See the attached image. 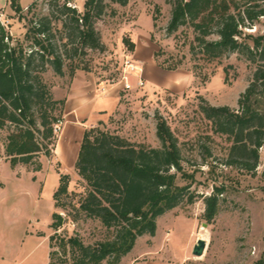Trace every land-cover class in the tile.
<instances>
[{
  "label": "rangeland",
  "instance_id": "obj_1",
  "mask_svg": "<svg viewBox=\"0 0 264 264\" xmlns=\"http://www.w3.org/2000/svg\"><path fill=\"white\" fill-rule=\"evenodd\" d=\"M16 2L20 11L11 0H0V13L9 20L6 42L10 47L21 42L27 55L37 52L32 29L46 24L49 30L38 37L48 39L52 59L61 61L59 73L40 55L34 58L33 76L40 77L56 102L54 109L47 107L53 117L64 122L61 102L66 101L78 75L86 76L96 81L101 94L115 91L119 99L106 121L88 130L101 128L158 149L157 126L163 119L177 139L184 171L177 183L188 188L184 201L160 216L155 234L138 237L132 251L117 264H264V147L255 172L228 165L231 143L202 112L207 103L238 110L256 63L240 52L207 59L199 40H219L217 27L204 35L188 23L170 33L173 7L165 0H130L125 6L106 0L103 14L93 22L97 48L83 45L72 13L64 10L65 0ZM76 2L77 16H82L86 0ZM251 2L239 1L240 11ZM259 5L264 8V2ZM246 24L245 35L264 34V17L253 26ZM127 59L142 69L129 76L131 90L121 83ZM139 77L143 87L137 86ZM83 87L77 83L75 88L78 92ZM36 119L42 132L38 113ZM16 129L10 123L0 129V264H75L78 254L69 244L63 247L62 240L78 238L85 246H96L112 239V231L84 215L76 220L70 208L55 207L54 194L62 175L70 177L69 195L76 194L74 203L85 194L76 169L64 171L56 160L61 133H54L49 154L44 148L30 164L14 165L6 146ZM37 137L42 141L41 133ZM222 187L225 191L218 195L217 214L206 217V199ZM55 213L64 221L59 230L53 227ZM200 239L207 247L202 257H196L193 249Z\"/></svg>",
  "mask_w": 264,
  "mask_h": 264
},
{
  "label": "trees",
  "instance_id": "obj_2",
  "mask_svg": "<svg viewBox=\"0 0 264 264\" xmlns=\"http://www.w3.org/2000/svg\"><path fill=\"white\" fill-rule=\"evenodd\" d=\"M13 7L20 11L16 0ZM106 0H86L85 12L68 6L65 12L73 15L76 31L84 46H99L93 22L105 9ZM125 6L130 0H110ZM173 7L172 19L168 27L170 33L191 23L194 28L207 35L217 27L219 40L200 39V47L207 59H218L226 52H240L250 62L256 63V70L249 87L239 100V109L230 107L202 106L206 119L211 121L215 131L231 143L228 165L244 169L249 173L259 165L260 150L264 147V34L253 37L244 34L243 28L255 25L264 17V8L259 5L264 0H252L244 12L239 9L242 0H165ZM34 46L37 52L27 55L24 45L18 42L14 47L6 42L9 35L0 27V129L8 123L16 130L8 137L7 156L14 165L30 164L33 158L53 144V125L59 120L51 114L56 102L52 101L48 87L33 76L35 55L54 64L59 73L61 61L54 58L48 39L38 35L46 33V24L34 27ZM247 39L253 42L249 44ZM193 50L194 47H192ZM47 54L49 57L45 56ZM65 104V102H61ZM51 106V110L48 108ZM48 107V108H47ZM36 113L40 118V132ZM41 133L42 141L37 135ZM157 136L161 148H153L146 143H132L122 136L101 128L87 130L81 144L75 169L85 185V194L74 203L69 195L70 177L62 175L60 185L54 194L55 207L70 208L75 219L81 215L99 221L113 238L99 242L96 246H85L78 238L67 243L78 254L75 264H102L110 261L117 264L129 254L138 237L154 235L156 220L178 207L185 198L188 188L178 186V178L183 174L182 155L178 142L167 123L160 119ZM1 156V152H0ZM217 188L216 193L206 199V217L213 218L218 211L219 194L225 191ZM195 196L191 197V200ZM65 200V201H64ZM69 201L68 202L66 201ZM55 230L64 221L60 214L53 215Z\"/></svg>",
  "mask_w": 264,
  "mask_h": 264
},
{
  "label": "crops",
  "instance_id": "obj_3",
  "mask_svg": "<svg viewBox=\"0 0 264 264\" xmlns=\"http://www.w3.org/2000/svg\"><path fill=\"white\" fill-rule=\"evenodd\" d=\"M80 83L82 91L77 92ZM79 85V84H78ZM118 93L101 94L93 79L78 75L65 101L64 125L55 149L62 170L75 168L85 132L106 118L118 106Z\"/></svg>",
  "mask_w": 264,
  "mask_h": 264
},
{
  "label": "built area",
  "instance_id": "obj_4",
  "mask_svg": "<svg viewBox=\"0 0 264 264\" xmlns=\"http://www.w3.org/2000/svg\"><path fill=\"white\" fill-rule=\"evenodd\" d=\"M66 5L71 8L72 10L79 11L78 5L76 0H65ZM9 26V20L7 16L4 13H0V27L3 28L4 30L7 29ZM142 69L135 66L129 59L125 60L123 64V74H122V80L121 83L124 85L125 90H131L133 89L129 76H132L133 73H141ZM137 86L138 87H143L144 86V81L142 77H139L137 79ZM64 122L62 120H58L54 125H53V130L55 134H59L62 132Z\"/></svg>",
  "mask_w": 264,
  "mask_h": 264
},
{
  "label": "water",
  "instance_id": "obj_5",
  "mask_svg": "<svg viewBox=\"0 0 264 264\" xmlns=\"http://www.w3.org/2000/svg\"><path fill=\"white\" fill-rule=\"evenodd\" d=\"M207 243L204 239L198 240L197 244L194 246L193 255L196 257H202L206 250Z\"/></svg>",
  "mask_w": 264,
  "mask_h": 264
}]
</instances>
